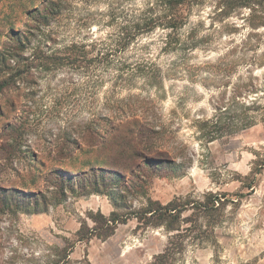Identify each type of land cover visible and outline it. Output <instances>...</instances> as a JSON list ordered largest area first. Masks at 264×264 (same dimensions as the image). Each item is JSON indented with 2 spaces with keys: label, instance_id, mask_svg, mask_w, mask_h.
I'll return each instance as SVG.
<instances>
[{
  "label": "rangeland",
  "instance_id": "374dc122",
  "mask_svg": "<svg viewBox=\"0 0 264 264\" xmlns=\"http://www.w3.org/2000/svg\"><path fill=\"white\" fill-rule=\"evenodd\" d=\"M156 1L65 0L44 33L8 22L23 45L0 65V264L165 247L168 264H264V0H186L176 28L150 26ZM148 201L179 230L138 220Z\"/></svg>",
  "mask_w": 264,
  "mask_h": 264
},
{
  "label": "trees",
  "instance_id": "16d2710c",
  "mask_svg": "<svg viewBox=\"0 0 264 264\" xmlns=\"http://www.w3.org/2000/svg\"><path fill=\"white\" fill-rule=\"evenodd\" d=\"M2 3L4 0H1ZM7 1V0H5ZM65 0H22L19 4H10L7 2V7L5 12V18H1L0 20V27H4L7 29V39L8 43L5 44L4 50L0 49V65L6 66V57L10 56L14 51L16 52L18 46L23 45V39L20 35L22 32H16L13 29L12 25H7L8 22H11L16 19L18 14H25L29 17V22L31 24H26L27 29H35L38 32L42 30V33H44V29L47 28L51 22V20H54L57 16L60 15L61 10L63 8V3ZM186 0H158L156 1V8L162 10V12H165V15H155V17L150 16V26H154L157 24H162L165 27L169 28H176L179 21H177V16H179V13H169V11L178 4H182ZM192 0H188V2H191ZM245 0H230V5L232 7H240L244 6ZM28 30V32H31ZM28 35H32V33H28ZM48 57V56H47ZM53 58V57H51ZM54 59V58H53ZM0 66V67H1ZM213 138V136H212ZM4 191V190H2ZM225 199V194H215L212 193L209 194L208 197V205L210 208H214L216 205H219V202ZM148 208H146L144 211H142L145 215V217H139L138 220H141L143 218L144 221L147 223V225H153V226H162L166 230H179V226L175 227L173 226V222L178 219L177 215V207L173 205L172 202L169 201V203L162 205L157 202L148 201ZM213 206V207H212ZM204 207V206H202ZM216 209V208H214ZM148 214V215H147ZM148 216V217H146ZM103 225L100 227H96L98 232L96 233L97 236L102 237H108L110 236L115 228L116 224L119 222L117 219L111 217H102ZM96 221V220H94ZM96 223H98L96 221ZM103 226V227H102ZM90 230V229H89ZM83 228L80 229L81 238L83 239L86 235L82 232ZM67 257V253H65ZM169 254H168V248L165 247L162 251V253L154 256V260L151 264H168Z\"/></svg>",
  "mask_w": 264,
  "mask_h": 264
},
{
  "label": "crops",
  "instance_id": "0c3cea01",
  "mask_svg": "<svg viewBox=\"0 0 264 264\" xmlns=\"http://www.w3.org/2000/svg\"><path fill=\"white\" fill-rule=\"evenodd\" d=\"M257 128H258V126H254V127H252L251 129H253V130H257ZM250 129V130H251ZM252 154L255 156V153L254 152H252ZM247 174V173H246ZM245 175V174H244Z\"/></svg>",
  "mask_w": 264,
  "mask_h": 264
}]
</instances>
